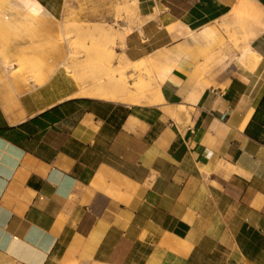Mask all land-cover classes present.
<instances>
[{"label":"crops","instance_id":"obj_1","mask_svg":"<svg viewBox=\"0 0 264 264\" xmlns=\"http://www.w3.org/2000/svg\"><path fill=\"white\" fill-rule=\"evenodd\" d=\"M27 1L0 0V260L264 264V30L245 35L242 0H136L118 21L161 86L150 108L74 97L63 67L64 22L115 24L131 0Z\"/></svg>","mask_w":264,"mask_h":264},{"label":"bare ground","instance_id":"obj_2","mask_svg":"<svg viewBox=\"0 0 264 264\" xmlns=\"http://www.w3.org/2000/svg\"><path fill=\"white\" fill-rule=\"evenodd\" d=\"M22 1L29 4L27 0ZM251 2L253 0H242L237 15L245 35L254 30L252 35L255 37L264 30V16L261 15V9H257V4ZM136 4V0L118 3L116 23L112 25L72 21L63 23V39L68 46L63 67L80 86L74 97L97 99L129 108L156 107L163 102L161 86L155 79L149 62L131 61L124 53L125 39L132 28H122L118 21H125ZM32 10L37 13L35 9ZM260 57L253 51L251 40L248 39L241 49V65L251 73ZM114 60L117 62L114 63ZM4 64L5 67L12 66L10 63ZM131 122L128 123L129 126L132 125Z\"/></svg>","mask_w":264,"mask_h":264},{"label":"rangeland","instance_id":"obj_3","mask_svg":"<svg viewBox=\"0 0 264 264\" xmlns=\"http://www.w3.org/2000/svg\"><path fill=\"white\" fill-rule=\"evenodd\" d=\"M129 16L130 15H128L127 17H125V20L127 21V20H129ZM88 23V22H87ZM103 24V23H102ZM106 25H112V24H106ZM121 27H123L122 25H121ZM117 62V60H114V63H116ZM65 69V68H64ZM66 70V69H65ZM130 82H132V80L130 81ZM0 264H13V263H10V262H2L1 260H0ZM74 264H91V263H86V262H78V263H74Z\"/></svg>","mask_w":264,"mask_h":264}]
</instances>
